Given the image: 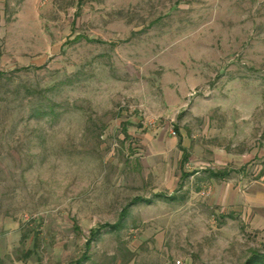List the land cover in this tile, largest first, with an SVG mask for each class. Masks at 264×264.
<instances>
[{
    "label": "rangeland",
    "instance_id": "rangeland-1",
    "mask_svg": "<svg viewBox=\"0 0 264 264\" xmlns=\"http://www.w3.org/2000/svg\"><path fill=\"white\" fill-rule=\"evenodd\" d=\"M223 169L264 189V0H0V223L21 225L16 260L263 261L264 230L208 178ZM183 171L198 174L180 187Z\"/></svg>",
    "mask_w": 264,
    "mask_h": 264
},
{
    "label": "crops",
    "instance_id": "crops-1",
    "mask_svg": "<svg viewBox=\"0 0 264 264\" xmlns=\"http://www.w3.org/2000/svg\"><path fill=\"white\" fill-rule=\"evenodd\" d=\"M185 153L188 155V161L190 158L188 151L184 149V165L188 163V161H184ZM226 170L228 169H223V171ZM227 172L230 173V171ZM182 173L189 172L183 171ZM190 174V177H192L198 174V172ZM227 176L223 178H208L223 182L220 186V194L223 202L228 205L231 210L240 212L242 217L244 219L246 218L248 224L255 230H264V189L261 187L260 183H252L247 189H243L241 186L236 187L226 184L224 181L227 179ZM0 225L4 228V231L0 234V264H25L27 258L16 260L13 257V254L22 246L25 240L20 223L6 217L1 221Z\"/></svg>",
    "mask_w": 264,
    "mask_h": 264
},
{
    "label": "trees",
    "instance_id": "trees-1",
    "mask_svg": "<svg viewBox=\"0 0 264 264\" xmlns=\"http://www.w3.org/2000/svg\"><path fill=\"white\" fill-rule=\"evenodd\" d=\"M184 156H185L184 161L187 162L188 161V155L185 153ZM209 174H210L209 175L210 178H223V177L228 175V172L227 171H219V172L210 171ZM190 176H191V174L182 173V180H181L180 187L182 186L183 181L188 179ZM138 201H140V200H137L136 202H138ZM127 213H128L127 209H124V211L121 214V221L126 217ZM106 227H109L111 229H118L120 227V222L113 225V226H106ZM99 232H100L99 230L95 231V232L92 231L91 232L92 233V239H94L99 234ZM87 246L89 247V245H87ZM257 263L258 264H264V260L261 261L258 259V257H256L252 261H249V263H247V264H257Z\"/></svg>",
    "mask_w": 264,
    "mask_h": 264
},
{
    "label": "built area",
    "instance_id": "built-area-1",
    "mask_svg": "<svg viewBox=\"0 0 264 264\" xmlns=\"http://www.w3.org/2000/svg\"><path fill=\"white\" fill-rule=\"evenodd\" d=\"M175 135V133H173Z\"/></svg>",
    "mask_w": 264,
    "mask_h": 264
}]
</instances>
